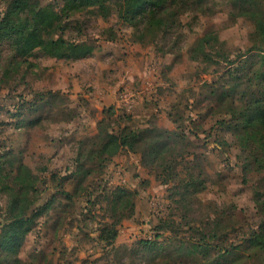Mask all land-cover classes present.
Listing matches in <instances>:
<instances>
[{
    "label": "rangeland",
    "instance_id": "1",
    "mask_svg": "<svg viewBox=\"0 0 264 264\" xmlns=\"http://www.w3.org/2000/svg\"><path fill=\"white\" fill-rule=\"evenodd\" d=\"M11 1L0 0L1 14ZM102 1L62 19L66 40L94 46L87 57L57 59L41 49L17 56L12 42L0 44L3 174L14 186L13 164L23 162L41 179L40 191L29 194L34 223L17 255L21 264H205L220 255L232 264H264V250L248 243L264 220V168L246 169L253 135L229 112L249 91L264 95V80H251L264 67V25L234 0H177L168 23L133 28L120 16L121 0L109 2L107 16ZM39 2L59 12L65 3ZM198 42L207 54L194 58ZM223 90L230 95L222 98ZM123 95H132L133 106ZM131 126H171L184 136L174 169L141 162L144 171L133 172L130 185L123 163L87 159L101 142L99 128ZM79 153L84 164L77 168ZM78 169L90 173L74 175ZM118 187L133 195L114 206ZM10 201L0 186V231ZM112 225L118 236L110 244L101 235ZM178 240L205 249L179 255ZM15 258L0 255V264Z\"/></svg>",
    "mask_w": 264,
    "mask_h": 264
},
{
    "label": "trees",
    "instance_id": "2",
    "mask_svg": "<svg viewBox=\"0 0 264 264\" xmlns=\"http://www.w3.org/2000/svg\"><path fill=\"white\" fill-rule=\"evenodd\" d=\"M64 1V6L59 12L50 5L42 6L39 0H12L6 12L0 13V44L6 41L12 42L15 45L17 56H27L35 49H41L51 57L65 60H77L93 54L95 48L88 39L84 42L72 43L63 37L62 19L70 17L77 11L93 8L97 4L96 0ZM106 1L107 3H103V1L98 3V9L107 16L110 13L109 2L112 0ZM233 2L240 13L248 15L258 25H264V0H234ZM175 3L177 0H121L120 16L133 28H140L142 24H147L149 30L155 31L159 27V23L166 21L168 23V18L175 15V12L169 9L170 5ZM166 26L168 25L166 24ZM194 51H196L193 54L194 58L197 57V52L207 54L205 44L202 42H198ZM251 80H264V67L257 70ZM247 94L248 97L243 96L239 99V103L232 101L229 112L233 117L244 118L253 135L250 151L246 157V169L251 164L262 169L264 168V95L257 90L249 91ZM229 95V90H223L221 96L226 98ZM51 100L53 98L48 102ZM130 128L125 127L117 132L99 128L98 136L101 138V142L99 147L92 148L88 152L87 159L94 160L97 156L100 166H103L116 155L128 150L140 154L141 162L145 167L152 169L154 166H159L163 173L170 172L179 163L178 158L182 154L179 157L176 155L179 150L177 145L184 138L180 133L160 127L134 129L131 126ZM76 164L77 168L84 164L80 153ZM13 165L16 167V171L13 176L14 186H11L6 182L10 176L3 174V163L0 161L1 190L10 191L11 196L7 221L3 223L0 231V255H14L16 256L15 264H21L17 255L34 223L33 216L30 214L33 213L36 203L29 198V194L40 191L38 182L41 179L25 163L19 162L18 165ZM89 173L90 169H83V171L78 169L73 174L86 176ZM131 195L133 192L124 187H118L117 201L114 206H118L122 198ZM258 203L264 210V199L258 198ZM105 230H107L106 234ZM117 236L118 230L114 225L109 229H102L101 239L110 244L115 241ZM141 242L144 248H151V241ZM248 243L252 247L264 250V220L259 229L249 237ZM202 249H205L204 246L197 241L178 240L176 251L181 255L189 252H201ZM220 257L205 264L233 263L229 257L225 259L222 255ZM155 264L162 263L155 262Z\"/></svg>",
    "mask_w": 264,
    "mask_h": 264
},
{
    "label": "crops",
    "instance_id": "3",
    "mask_svg": "<svg viewBox=\"0 0 264 264\" xmlns=\"http://www.w3.org/2000/svg\"><path fill=\"white\" fill-rule=\"evenodd\" d=\"M102 56V55H101ZM121 58V55L119 54H116V57L117 58ZM102 110V112L104 111V108L103 109H100ZM101 112V113H102ZM145 116V115H144ZM140 117V116H139ZM133 127V126H132ZM166 128H172L171 126H168ZM94 130L97 131L96 127H94ZM123 153V154H122ZM123 163L121 166L124 167V173L125 175L127 176H130L131 174H133V172H140L141 170L144 171L143 167H142V164H141V155L140 154H137V153H132L128 150H125L123 152H121L120 154L116 155L112 160H111V163L113 164H116V163ZM120 166V167H121ZM110 167V166H109ZM113 168V167H112ZM111 168V169H112ZM118 168V166H117ZM117 168H114L112 170V174L113 176H117L118 178H122L123 177V174H122V171L123 170H119V172L117 171ZM121 171V172H120ZM130 185L134 184V179L130 176ZM134 186V185H133ZM5 256V255H4ZM21 259V257H19Z\"/></svg>",
    "mask_w": 264,
    "mask_h": 264
},
{
    "label": "built area",
    "instance_id": "4",
    "mask_svg": "<svg viewBox=\"0 0 264 264\" xmlns=\"http://www.w3.org/2000/svg\"><path fill=\"white\" fill-rule=\"evenodd\" d=\"M131 96H132V95H131ZM131 96L123 95V98L125 99V101H127V102L130 104V106H131V104H132V106H133V99H132Z\"/></svg>",
    "mask_w": 264,
    "mask_h": 264
}]
</instances>
